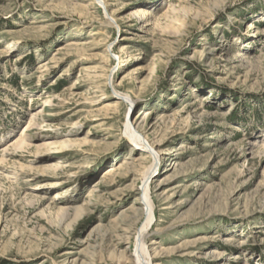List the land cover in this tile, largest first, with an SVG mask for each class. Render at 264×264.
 Masks as SVG:
<instances>
[{"label": "rangeland", "instance_id": "1", "mask_svg": "<svg viewBox=\"0 0 264 264\" xmlns=\"http://www.w3.org/2000/svg\"><path fill=\"white\" fill-rule=\"evenodd\" d=\"M104 4L0 0V264H137L146 112L154 264H264V0Z\"/></svg>", "mask_w": 264, "mask_h": 264}, {"label": "bare ground", "instance_id": "2", "mask_svg": "<svg viewBox=\"0 0 264 264\" xmlns=\"http://www.w3.org/2000/svg\"><path fill=\"white\" fill-rule=\"evenodd\" d=\"M104 4V7L106 11H108V5L106 4V0H102ZM136 14L139 19L142 20L143 23H148L149 21V15H151L150 9L147 7L140 8L136 11ZM112 17L109 19L113 21L116 26H120L118 23V19L110 13ZM112 24V22L110 21ZM129 46L126 44L124 45L123 49L128 48ZM111 49V48H110ZM108 49V52H111ZM123 51V50H122ZM119 59L118 66L121 67V59L119 56H116ZM98 73V72H96ZM80 75V74H79ZM91 78H98V75H92L90 76ZM108 83L112 85L113 90L115 92V96L119 98V100H123L125 102H130L133 103V98L120 91L114 86V77L111 75H108ZM76 87V86H75ZM49 97V96H48ZM51 104V101L46 100V106H49ZM46 108V107H45ZM44 108V109H45ZM148 111V110H146ZM145 111V112H146ZM151 112H146L144 117L141 119V115H137L134 120L130 119L127 123L126 127V136L132 141L133 145L135 147H138V150H143V152L150 154V156L153 159V163L148 167V169L145 170L143 177H142V184L140 186V189L143 191L142 199L141 201H144L146 208H145V221L142 224V226L137 230L136 236H135V254L131 253L129 255L128 253V248H122L120 250H114L113 256L117 257L119 260H128V261H135L137 264H154L155 263V257L157 256L158 252L155 251L153 252L147 244V238L149 237L150 231L153 228L154 224V217H155V209L152 204V183L155 180V174L158 172V158L161 156L163 153L161 150L157 149L149 140L141 133L138 123L141 121L143 122L145 117L150 115ZM131 116V115H130ZM34 119H31L29 123L24 125L22 127V130L24 133V137H21L18 139L19 141L16 142L15 144L18 145L20 148H29L32 146V143L27 140V133L28 131L32 130V128L35 126ZM140 122V123H141ZM78 142V141H77ZM98 143L100 144L99 141L95 142V144ZM45 147H54L58 148L59 150H66V149H71L70 147L76 145V142H74L70 138L66 139H58V140H50L47 143L44 144ZM97 145V144H96ZM160 145V144H157ZM113 170V169H112ZM110 172L105 173V175H109ZM56 182V181H55ZM59 184V183H58ZM123 229V228H122ZM127 231V229H126Z\"/></svg>", "mask_w": 264, "mask_h": 264}]
</instances>
